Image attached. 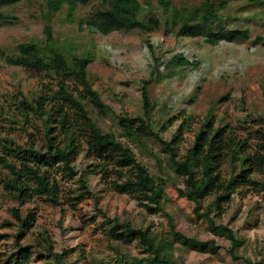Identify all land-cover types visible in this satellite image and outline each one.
I'll use <instances>...</instances> for the list:
<instances>
[{"label":"rangeland","instance_id":"1","mask_svg":"<svg viewBox=\"0 0 264 264\" xmlns=\"http://www.w3.org/2000/svg\"><path fill=\"white\" fill-rule=\"evenodd\" d=\"M163 1L180 11L191 10L193 19L205 10V0ZM207 1L220 15L217 25L245 29L249 38L210 45L202 37H176L168 31L170 10L164 9L160 0L128 2L132 22L137 15L152 22L158 19V28L150 31L133 26L101 34L79 25V18L102 7L98 0L78 5L72 20L67 18L66 4L50 13L54 44L67 56L92 58L87 65L89 82L112 111L103 116L86 104L98 128L112 132L132 149L153 177L164 180L162 211L148 214L135 199L113 191L98 175L89 174L86 165L94 161L83 154L75 161L77 175L73 178H67L57 167L51 169V178L58 182L59 205L38 194L19 202L16 193L6 185L10 172L0 162V264L15 250L14 235L19 220L14 217L13 208H17L21 218L30 209L35 215L34 224L20 240L21 245L29 246L30 264H55L48 253L50 245L54 252H66V263L146 264L140 261L147 252L138 240L123 242L110 237L108 232L129 233V228H148L157 240L171 239L170 222L187 236L214 240L222 246L214 253H203L174 242L170 253L178 263L245 264L243 259H249L264 264V171L252 175L253 180L262 183L259 190L239 189L223 205L221 214L210 213L217 223L229 225L241 237L242 246L237 253L243 259L235 261L226 251L228 241L212 234L205 218L194 212V202L178 196L176 189L184 187V178L169 165L168 154L160 144L151 138L140 143L127 139L114 117L115 114L143 116L142 81L151 79L147 92L153 108L147 121L156 130L168 118L179 117L161 133L164 139H170L176 132L183 116L192 117L182 134L179 146L182 157L209 114L215 127L228 124L242 136L247 132L243 128H250L253 118L264 116V44L255 41L257 35L264 37V10L258 0ZM221 4H224L222 9ZM0 11L7 16V22L0 24V137L8 136L17 144L44 152L40 120L32 116L23 122L14 103L17 99L33 102L49 89L56 91L57 77L50 71L12 65L4 57L17 55L19 43H45L46 5L44 0H21L0 7ZM181 21V16H176L172 30ZM178 53L198 60L199 65L178 67L173 75L167 76L164 63ZM3 155L0 147V157ZM229 171L228 164H224L221 175L228 177ZM82 180L86 181L89 193H84L79 201L75 197L86 190ZM214 198V193L206 196L199 213L206 212Z\"/></svg>","mask_w":264,"mask_h":264},{"label":"trees","instance_id":"2","mask_svg":"<svg viewBox=\"0 0 264 264\" xmlns=\"http://www.w3.org/2000/svg\"><path fill=\"white\" fill-rule=\"evenodd\" d=\"M19 1L21 0H0V7ZM90 1L92 0H44L48 12L44 30L45 43H19L17 55L4 57L12 65L36 71H50L57 77L56 91L50 92L49 89L39 94L33 102L17 99L14 103L23 122H27L32 116L40 120L46 150L41 152L32 146L27 148L17 144L8 136L0 137V147L4 153L0 157V162L11 175L6 185L16 193L19 202L38 194L44 195L50 203L59 205L58 182L51 178V169L57 167L56 170L59 169L67 178H73L77 175L75 161L83 154L86 159L94 161L86 165L89 174L98 175L113 191L135 199L148 214H157L162 211L164 180L153 177L137 160L132 149L117 139L112 132L101 131L86 107L89 103L103 116L112 113L89 82L87 65L92 58L76 54L67 56L54 44L50 13L59 11L66 4L67 18L72 20L77 6ZM98 1L102 7L79 18V25L101 34H108L112 30H127L133 26L150 31L159 26L157 18L152 22L150 18L139 19L138 15L132 22L127 8L130 0ZM258 1L264 10V2ZM160 4L164 9L170 10L168 31L173 32L176 37H202L210 45L220 41L232 42L249 38L245 29H228L217 25L220 15L212 9L207 0L203 2L204 12L195 19L192 18L191 10H177L163 0H160ZM223 5H220L221 9ZM176 16H181L182 21L174 31L172 27ZM6 22L7 16L0 11V24ZM255 41L264 44V37L257 35ZM164 64L167 69L166 75L171 76L176 68L194 67L199 65V61L190 60L183 53H178L172 55ZM149 81L151 79L142 81L141 86L143 116L114 115L122 135L139 143L151 138L160 144L161 149L168 154L169 165L176 174L184 178V187L176 189L178 196L194 202V212L197 216L205 218L209 231L228 241L226 251L233 260L243 259L237 253L242 246L241 237L229 225L217 223L210 213L221 214L223 205L232 199L237 190L249 188L257 191L258 185L262 187V183L253 180L252 175L264 171V116L253 118L250 128H243L247 132L242 136L235 133L228 124L215 127L213 116L209 114L194 134L191 145L180 157L182 134L187 130L192 117L183 116L176 132L170 139H164L161 133L179 117L168 118L156 130L151 126L147 121L153 108L147 92ZM57 138L59 139L56 140ZM224 164H228L230 168L228 177L221 175ZM82 186L86 190L75 197L79 201L84 193H89L85 180H82ZM212 193L215 194V198L209 203L206 212L199 213L201 201ZM12 212L19 220L18 230L14 235L15 250L5 256L3 264H30L29 246L21 245L20 240L26 230L34 224L35 215L31 209L24 218H21L17 208H13ZM170 232L171 239L160 240H157L148 228H129V233L108 232V235L123 242L138 240L147 252V256L140 260L146 264H183L178 263L170 253L174 242L203 253H214L222 247L214 240H200L187 236L176 230L172 222ZM48 253L55 260V264H72L64 262L66 252H54L51 245ZM243 261L245 264H262L249 259Z\"/></svg>","mask_w":264,"mask_h":264}]
</instances>
